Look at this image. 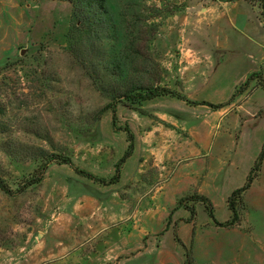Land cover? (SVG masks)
Instances as JSON below:
<instances>
[{"label":"rangeland","instance_id":"1","mask_svg":"<svg viewBox=\"0 0 264 264\" xmlns=\"http://www.w3.org/2000/svg\"><path fill=\"white\" fill-rule=\"evenodd\" d=\"M104 1L107 27L91 46L92 64L98 74L105 63L122 69L100 82L70 51V28L85 31L89 24L72 16L69 2L0 0V177L14 193L0 189V264H84L90 243L94 250L98 242H72L81 230L74 217L99 213L89 200L102 201L106 192L74 168L110 179L128 146L126 129L135 135V151L121 168L122 199L145 207L161 182L175 175L158 192L159 206L176 200L187 223L203 233L214 220L193 196L209 198L203 193L209 192L216 198L210 200L216 221H226L230 211L223 198L245 186L261 153L264 88L258 80L246 91L241 86L253 73L264 78V0ZM75 48L83 49L80 43ZM128 80L169 88L190 102L228 105L214 109L164 96L132 108L117 104L116 130L111 110L95 121L94 114L111 102L106 90L125 88ZM51 154L70 157L74 167L50 162L40 184L18 193ZM184 180L178 196L175 184ZM238 210L251 258L258 260L264 248V163ZM143 227L152 234L158 224ZM179 246L184 256L192 248ZM192 257L206 264L193 251ZM153 261L155 256L132 264Z\"/></svg>","mask_w":264,"mask_h":264},{"label":"crops","instance_id":"2","mask_svg":"<svg viewBox=\"0 0 264 264\" xmlns=\"http://www.w3.org/2000/svg\"><path fill=\"white\" fill-rule=\"evenodd\" d=\"M121 177V180L125 181L124 173ZM174 178L175 175L163 181L164 183L161 182L158 191L152 195L155 201L145 207H138V204L122 199L117 191V184L101 185L106 192L104 200L92 197H90L92 200H89L100 208L99 213L91 211L90 215L82 220L74 217V226L79 228L81 226V230L76 232V237L71 239L72 242L76 243L80 237L89 242H98L94 250L90 243L91 250L88 249L87 254L84 253L83 263L132 264L138 258L155 256L153 264H185V256L176 239L178 238L184 247H192L196 259L204 260L206 264H250L251 261L253 264H264V248H260L261 253L256 250L260 255L258 260L251 258L249 235L244 232L245 220L228 227L207 223L209 231L203 233L201 227L198 228L196 225L192 227V223H187L186 220L189 219L175 207L176 200L169 203V206H159L158 192L164 190ZM186 182L184 180L175 184L178 196L183 195ZM202 192L203 190L199 189V193ZM203 193L209 195L208 199L214 203L216 198L206 190ZM227 199L223 198L225 202ZM223 200L221 198L219 201ZM229 214L231 216V213ZM176 220L185 221L176 223ZM147 223L158 224L156 233L151 234L147 229H143V225Z\"/></svg>","mask_w":264,"mask_h":264},{"label":"trees","instance_id":"3","mask_svg":"<svg viewBox=\"0 0 264 264\" xmlns=\"http://www.w3.org/2000/svg\"><path fill=\"white\" fill-rule=\"evenodd\" d=\"M62 1H67L73 6L72 16L74 18H80L84 24L87 23L89 24L88 29H86L85 31H82L77 26H73L70 28L69 45L71 48L70 51L73 52L75 58H77L80 61V63L82 64L83 68L86 70L88 75L95 81L97 80L103 82L104 78L107 75L108 76L116 75V72L119 71V69H122V66L119 64L116 65V64L105 63L104 66H102V70L104 71V74L103 73L98 74L95 65L92 64L93 63L92 56L95 55V53H93L94 49H91V46H93L96 42L100 40L101 38L100 33H102L101 30L102 29L104 30L107 27L106 26L107 13H106L105 1L104 0H62ZM85 41L88 43H85ZM79 43L82 44L83 49L85 48L84 50L81 48L78 49L75 48L77 45H79ZM83 44H86V46H84ZM254 80H258L259 85H261L264 88V78L262 74L253 73L247 77V80L241 86V91H246L251 81ZM237 95H238V91L234 93L232 99H230L229 102L230 104L234 101V98ZM106 96L110 98L111 102L105 105L104 107L100 108L94 114L95 115L94 120L98 121L105 112L111 110L113 114L112 126L115 130L118 129L116 123L117 122L116 113H117V104L119 103H122V105L125 107L132 108L136 106H141L144 102L151 101L159 97L170 96L172 98L185 101L189 104L191 103L195 105H206L214 109H221L226 105H228V104L215 105L209 102H190L184 96H181L178 92L171 90L169 88L160 87V86H143L142 84H139L135 80H130L125 88L118 87V88H112L109 91L106 90ZM125 131L127 133L128 146L126 151L124 152V156L116 164L115 173L110 179L99 178L91 173H88L78 168H74V171L78 175L93 180L95 183H98L100 185L109 186V185L118 184L121 179L122 166L133 155L135 151V135L130 129H126ZM50 162H57L59 164H65L74 167L71 158L68 156H62L56 154L47 155V161L40 165L37 172L35 173V176H33L32 178L27 180L22 186H20L18 193H24L28 188L40 184L43 181L45 171L47 170L48 164ZM263 163H264V145L262 147L259 157L257 158L253 168L251 169L250 174L247 177L245 186L236 189L228 197L227 207L231 213V216L229 220L224 223H219L218 221H216L214 217V212L211 208L210 200L208 198L199 194L193 197L205 204V206L208 209L210 217L214 220V223L216 225L221 227H228L239 224L241 219L238 210V205L244 193L251 188L254 180L260 175ZM0 189L5 193H7L8 195L14 194L13 191L5 182V180L1 177H0ZM191 213L193 214L192 215L193 216L192 219H193L195 215L194 210H191ZM176 239L177 242L183 246L181 241L178 238ZM185 264H195L194 259L192 257V248L190 250H186Z\"/></svg>","mask_w":264,"mask_h":264}]
</instances>
